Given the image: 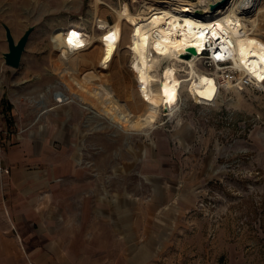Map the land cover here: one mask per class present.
I'll return each instance as SVG.
<instances>
[{
  "label": "rangeland",
  "instance_id": "1",
  "mask_svg": "<svg viewBox=\"0 0 264 264\" xmlns=\"http://www.w3.org/2000/svg\"><path fill=\"white\" fill-rule=\"evenodd\" d=\"M146 1L0 0L4 152L37 156L22 161L36 171L32 187L21 191L11 173L0 176V264L57 249L73 256L70 264H264V87L240 96L220 87L207 104L184 88L177 108L162 104L152 127H121L104 111L106 99L118 116L144 108L123 21L105 95L81 88L99 84L90 52L107 30L98 21L111 26L123 6L135 14ZM249 17L264 40V0ZM73 23L94 42L64 62L54 42ZM4 24L16 42L34 28L18 69L4 62ZM208 64L196 60L199 71L219 75ZM19 214L28 221L17 223Z\"/></svg>",
  "mask_w": 264,
  "mask_h": 264
},
{
  "label": "bare ground",
  "instance_id": "2",
  "mask_svg": "<svg viewBox=\"0 0 264 264\" xmlns=\"http://www.w3.org/2000/svg\"><path fill=\"white\" fill-rule=\"evenodd\" d=\"M219 1L147 0L135 14L129 12L126 5L123 6V9L118 10V20L111 26L99 20V28L107 31L100 38V50L90 52L93 57L90 62L94 66L91 77L99 84L95 85V89L81 88L93 94L101 92V95L108 90V71L119 52L123 21L130 28L126 38L131 57L130 67L144 108L136 118L128 114L118 116L115 111L111 112L113 105L109 98L106 99L105 102L111 106L104 111L121 127H152L162 104L167 105L170 112L177 108L184 88L196 102L203 104L215 102L220 96L221 86L240 96L238 86L229 82L219 83L220 75L217 72L210 74L196 67L198 54L205 50L207 41L211 45H221L226 50L238 79L245 76L254 83L263 82L264 40L256 33V20L249 17V13L258 8L259 0H229L226 8L222 6L212 12L210 5ZM205 28H208L207 33ZM93 42L94 38L84 28L73 23L56 39L54 48L58 56L67 62L78 59L82 52L90 49ZM189 47H194L197 55L185 58L183 54ZM182 64L186 65L183 66L186 77L179 75L181 69L178 65ZM105 102L101 103L104 105Z\"/></svg>",
  "mask_w": 264,
  "mask_h": 264
},
{
  "label": "crops",
  "instance_id": "3",
  "mask_svg": "<svg viewBox=\"0 0 264 264\" xmlns=\"http://www.w3.org/2000/svg\"><path fill=\"white\" fill-rule=\"evenodd\" d=\"M25 155V154H24ZM27 155V154H26ZM3 166L8 169L9 174L11 173L12 183L16 186L18 185L20 190H25L28 187H32L28 185L31 181L30 178L36 177L34 172H29L22 167L23 160H35L36 155L31 156H22V153L18 150H8L7 153H3ZM39 175V174H38ZM37 175V177H39ZM23 180V181H22ZM26 181L27 185L23 186V182ZM22 182V183H21ZM41 186H37L40 188ZM23 208H28V204H24ZM17 223H25L28 221L27 215L19 214L16 218ZM9 222L14 226V222L12 219H9ZM18 233V232H17ZM16 240L21 241L20 235H15ZM19 255L24 258L25 264H70L71 258L73 257L69 252H58V249L54 252H19ZM72 264V263H71Z\"/></svg>",
  "mask_w": 264,
  "mask_h": 264
},
{
  "label": "built area",
  "instance_id": "4",
  "mask_svg": "<svg viewBox=\"0 0 264 264\" xmlns=\"http://www.w3.org/2000/svg\"><path fill=\"white\" fill-rule=\"evenodd\" d=\"M211 27H214L212 25ZM205 33H207L208 28H205ZM205 50L198 54V57H203L208 59V62L210 64L209 67H219L221 68L219 70V83H225L229 82L230 84L234 86H238V88H247V87H253V88H263L264 87V80L263 82H252L249 80L247 77H243L241 80L237 78V72L234 70L231 66V58L226 52V50L221 46V45H211V42H206ZM188 54L185 52L183 54L186 55ZM261 85V86H260ZM222 87V86H221ZM2 108V103L0 101V110ZM6 135V134H5ZM5 138H1V130H0V176L3 178L9 174V171L7 168L3 167L2 160H3V153L5 146L9 145V141L4 140Z\"/></svg>",
  "mask_w": 264,
  "mask_h": 264
},
{
  "label": "water",
  "instance_id": "5",
  "mask_svg": "<svg viewBox=\"0 0 264 264\" xmlns=\"http://www.w3.org/2000/svg\"><path fill=\"white\" fill-rule=\"evenodd\" d=\"M228 0H221L210 5V10L212 12L216 11L218 8L224 6ZM6 34V41L8 43V51L3 54L4 62L7 66L18 69L21 65V60L23 53L25 52L30 34L33 31V27L28 28L24 35L17 42L15 41L11 29L7 25H3ZM186 52L188 54L184 55L185 58H190L192 55H197V51L194 47L187 48Z\"/></svg>",
  "mask_w": 264,
  "mask_h": 264
},
{
  "label": "snow or ice",
  "instance_id": "6",
  "mask_svg": "<svg viewBox=\"0 0 264 264\" xmlns=\"http://www.w3.org/2000/svg\"><path fill=\"white\" fill-rule=\"evenodd\" d=\"M107 39V38H106Z\"/></svg>",
  "mask_w": 264,
  "mask_h": 264
}]
</instances>
